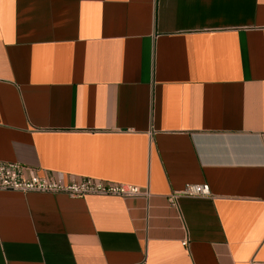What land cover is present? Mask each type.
I'll return each instance as SVG.
<instances>
[{
  "label": "crops",
  "instance_id": "1",
  "mask_svg": "<svg viewBox=\"0 0 264 264\" xmlns=\"http://www.w3.org/2000/svg\"><path fill=\"white\" fill-rule=\"evenodd\" d=\"M0 161L149 194L0 191V264H264V0H0Z\"/></svg>",
  "mask_w": 264,
  "mask_h": 264
},
{
  "label": "built area",
  "instance_id": "2",
  "mask_svg": "<svg viewBox=\"0 0 264 264\" xmlns=\"http://www.w3.org/2000/svg\"><path fill=\"white\" fill-rule=\"evenodd\" d=\"M0 191L21 193L64 194L73 198L88 196H116L123 198L148 197V192L139 187L124 184L103 182L89 178H74L65 174L41 176L33 168L20 163L0 161ZM210 187L207 184L186 185L184 190L170 196L173 203L181 196L209 197ZM185 245V243H184Z\"/></svg>",
  "mask_w": 264,
  "mask_h": 264
}]
</instances>
